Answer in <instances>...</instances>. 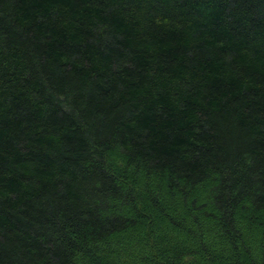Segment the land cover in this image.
Segmentation results:
<instances>
[{
	"label": "trees",
	"instance_id": "obj_1",
	"mask_svg": "<svg viewBox=\"0 0 264 264\" xmlns=\"http://www.w3.org/2000/svg\"><path fill=\"white\" fill-rule=\"evenodd\" d=\"M0 264H264V0H0Z\"/></svg>",
	"mask_w": 264,
	"mask_h": 264
}]
</instances>
